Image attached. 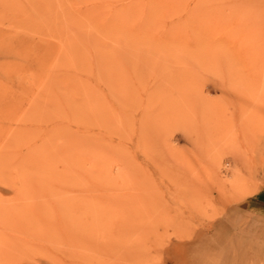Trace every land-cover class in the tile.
<instances>
[{
  "label": "rangeland",
  "instance_id": "rangeland-1",
  "mask_svg": "<svg viewBox=\"0 0 264 264\" xmlns=\"http://www.w3.org/2000/svg\"><path fill=\"white\" fill-rule=\"evenodd\" d=\"M263 190L264 0H0V264H188Z\"/></svg>",
  "mask_w": 264,
  "mask_h": 264
},
{
  "label": "crops",
  "instance_id": "crops-1",
  "mask_svg": "<svg viewBox=\"0 0 264 264\" xmlns=\"http://www.w3.org/2000/svg\"><path fill=\"white\" fill-rule=\"evenodd\" d=\"M186 247L188 264H264V190Z\"/></svg>",
  "mask_w": 264,
  "mask_h": 264
}]
</instances>
